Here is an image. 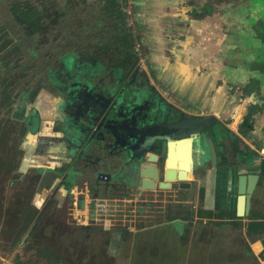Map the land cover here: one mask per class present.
I'll use <instances>...</instances> for the list:
<instances>
[{
  "label": "rangeland",
  "instance_id": "rangeland-1",
  "mask_svg": "<svg viewBox=\"0 0 264 264\" xmlns=\"http://www.w3.org/2000/svg\"><path fill=\"white\" fill-rule=\"evenodd\" d=\"M245 2L229 0L228 5L244 15L261 12L260 8L255 11L254 5L248 8ZM128 3L123 0H0V264H89L93 254L105 255L113 232H121L116 257L107 256V261L97 257L102 260L100 264H158L154 260L158 254L154 245L141 250L144 247L124 241L125 225L133 220L135 229L152 226L180 216L181 207L176 210L155 206L139 208L142 197L138 194L122 190L112 179H98L97 164L105 161L106 153L102 150L106 145L96 138L88 144L86 121L79 118L74 123L70 119L61 121L59 126L53 114L57 106L62 110L69 108L83 86L113 101L120 100L132 119L141 110L145 123L154 111L172 106L166 100H173L172 96L156 82L148 65L139 64L146 54L142 44L143 27L138 26L134 16L135 6ZM255 17L244 18L239 28L244 29L241 36L250 34L242 40L241 49L256 52L257 63L264 62V47H260L256 36L261 30L258 19L264 31V18L262 13L257 21ZM131 102L139 104L138 107ZM49 113L51 116L46 119L44 116ZM87 117L92 120L90 129L93 130L100 118ZM44 141L52 144L49 152L42 151ZM60 142L66 143L65 152L55 150ZM72 145L77 146L75 153L71 152ZM64 155L66 159L70 157L66 164L61 161ZM77 168L92 174L86 187L81 176L71 172ZM54 170L56 174H50ZM62 186L69 191L67 195L59 202L57 194L46 205L45 201L54 197ZM156 194L147 192L144 200H154L158 198ZM161 197L164 198L163 193ZM121 204L131 206L126 208ZM106 205L112 206L106 208ZM140 209L143 210L138 212ZM132 210L136 211L132 213ZM33 222H39V227L30 235V243L27 247L20 245L25 234L27 241ZM65 227L66 234L68 231L80 234L65 241L62 239ZM79 227L86 229L82 233ZM198 234L199 231L195 236ZM245 243L242 244L244 254L248 248ZM74 249L84 251L87 256L83 261L76 259L78 256L71 252ZM129 254L135 258L132 263L128 260ZM202 255L191 257L189 264H199L203 261ZM142 256L146 258L143 263ZM242 257L247 258L248 264L257 263L249 252Z\"/></svg>",
  "mask_w": 264,
  "mask_h": 264
},
{
  "label": "crops",
  "instance_id": "crops-1",
  "mask_svg": "<svg viewBox=\"0 0 264 264\" xmlns=\"http://www.w3.org/2000/svg\"><path fill=\"white\" fill-rule=\"evenodd\" d=\"M228 1L123 0V3L129 2L128 4L135 6L134 16L139 23L138 26L143 27L144 42L142 44L145 45L146 54L139 64L148 65L153 76L155 75L156 82L161 83L162 88L172 96L174 101L166 98L172 106L186 112L198 113L203 112L198 108H205L208 112L215 114L216 110L209 101L219 100L220 104L227 102L229 91H227L225 81L248 86L249 89L244 91L251 99L260 104L255 112L245 114L235 126H232L235 109L227 110L224 113V117L229 121L227 126L237 134L242 157L241 163L232 174L229 175L225 171L222 175L212 174L204 179L195 177L193 171L190 173L189 180H193V188H197L201 183H206L209 188L205 195V203L209 208L202 213L193 215L194 217L189 218L185 223L186 226L182 228L183 230L188 223L197 219L202 221L199 234L193 235L190 239L186 264H189L191 257L195 256L197 248L202 244L200 238L203 236L207 224H213V221L220 217L219 211L226 199L231 205L234 203L233 193L237 185V176L250 173L257 174L258 181L250 198L249 214L245 217H237L233 225L227 228L223 248L218 252L217 264H233L237 260L241 264H248L247 258L242 257V255H248V252L256 257V264H264V62L256 63L254 57L256 52L251 49L247 51L241 49L244 46L241 44L242 40L250 37V34L248 37L247 34L241 36L244 29L242 28L240 31L239 28L242 20L246 17L253 20L252 16H256L257 21L258 15L262 13L264 18V0H247L244 3L248 8L250 5H254L255 11L260 8L261 12L258 11L256 15L255 12L253 14L249 12L246 15L236 12V7H232V5L230 7ZM249 1L252 3L250 4ZM238 3H234V6ZM258 27L261 28L258 33L255 32L258 36V44L262 45L260 47H264L263 25L259 19ZM214 77H224L225 81L224 85L218 88V95L211 97V100L210 90L213 87ZM244 77L256 79L259 82L246 83ZM252 87H255V91L259 93L254 95ZM245 116L250 119L244 120ZM247 150L252 153V156L250 155L252 159L246 158L249 155ZM227 184L230 189H233L232 192L226 191ZM65 190V192H69L67 189ZM232 208L230 207V209ZM230 215L228 216L230 217ZM145 216L146 218L151 217ZM239 220L241 225L236 230ZM167 223H169L168 220H165L156 225L158 233L155 236L145 235L144 239L139 242L129 243L144 247L139 248L141 250H146L147 246L154 245L158 251L154 260L158 264H165V262L179 264L186 230H184L183 241L182 239L172 241L174 238L172 235H168L172 230L170 229V232L167 233ZM245 223L249 225L245 226ZM35 225L36 222H33L30 227L31 231ZM79 228L83 231L86 227ZM146 228V231L151 232L149 227ZM243 243L248 247L245 254L243 253ZM24 244L25 240L22 245L24 246ZM194 246L196 247L194 248ZM118 247V239L115 241L108 239L105 255L89 254L94 256V258H90L89 264H100L102 260L97 257L115 258ZM68 250H71V247ZM71 252L78 256L76 259L79 261H83V257L87 256L84 251L79 252L77 249ZM220 254L223 257H220ZM143 256L142 263L146 261ZM134 259L133 255L129 254V262L132 263ZM236 263L239 264V262Z\"/></svg>",
  "mask_w": 264,
  "mask_h": 264
},
{
  "label": "flooded vegetation",
  "instance_id": "flooded-vegetation-1",
  "mask_svg": "<svg viewBox=\"0 0 264 264\" xmlns=\"http://www.w3.org/2000/svg\"><path fill=\"white\" fill-rule=\"evenodd\" d=\"M251 68H253V66H251ZM213 79V87L210 90L211 100L213 97L218 95V88L222 87L225 81L224 77H214ZM244 79H246V83H257L258 81L256 79L247 77H244ZM225 85H227V91H229V98L227 102L220 104L221 102H219V100L209 101V103L212 104L213 108L216 110L215 114L208 112L205 108H198L199 111H203L201 113H198L186 112L180 108L171 106L170 108L161 111H154L153 116L149 120H147V122L151 123L148 125L144 122V118L142 117L143 115H140L141 110H138L137 113H139V115L135 113L137 114V116L135 115V117L132 119V115H130V117L128 116L127 109L124 104H121L120 100L113 101L106 96H101L98 92L95 94L94 91H89L90 89L88 90L87 86H83L77 92V95L76 97H74L69 108L62 110L59 106H57L53 114L55 113L54 119H56L59 126L61 125V121L69 122L70 119H72L74 123L77 122L79 118L83 121H86V130L89 132L87 134L89 135L88 144L93 141V138H96L97 140H100L103 145H106L105 150H107V152L105 150H102L103 153H106V158H104L105 161L103 164H101L102 166L99 163L97 164V173H109L110 178L107 180L110 181L112 179L113 182L124 188L122 190H125L126 192H133L142 197L143 199L140 198L139 201V208L155 206L159 208L166 207L167 209L176 210L181 207L180 210L183 213L180 214V216L176 215L173 217H169V219L167 218L169 222L167 223V233H169L171 229V234L168 235H172V237L174 238V240L172 241H178L181 238L183 241L185 231L184 229L182 230V228L186 225L185 223L189 219V217H194L193 215L202 213L204 212V210H208L209 208L205 203V195L208 188L206 183H201L197 186V188H193V180H189L190 173L193 171L195 177L198 176L205 179L212 174L222 175L225 173V171L230 175L233 171L236 170L238 164L242 161L241 153L239 150V140L237 134L227 126L229 124V121H227V119L224 117V113L227 110L235 109V114L232 120V126H235L241 121L246 111L252 107V104L258 103L256 100L251 99L249 95H246L248 93L244 90L249 89L248 86H241L238 85V83H234L231 81H225ZM253 93L255 95L259 92H256L254 89ZM53 103L54 100H52V104ZM131 103L133 105H136L137 107L139 105L135 102ZM104 106H107L106 111L102 112ZM87 111H89L88 115ZM50 114L51 113L45 114L44 117L46 119H49L51 116ZM38 116H41L40 112L38 113ZM87 116H91V119L100 118L97 120V122H95L96 124L93 130L90 129L92 127V120H90ZM185 116H190L191 119H187ZM249 119V117H244V120ZM138 121H141V123L137 124ZM202 122L205 123L204 126H200ZM46 123L48 124V121ZM158 124L167 126L177 125L179 129H182L183 131H189V134H193L192 132L197 130L199 126L201 128L200 131H203V134L201 136H191L192 142L189 146L185 143H176L172 146L171 154L173 153V157L171 158V160L172 162H176V165L171 166L170 169H174L175 172L183 169L182 165L186 160L187 155L190 154V166L188 169H186V171H188V178L185 182L189 184L187 188H180L179 181L177 180L170 181L169 188H159L158 185H156L155 189H147L142 187L141 185L142 178L153 181L156 184L158 181L164 180V174L166 170L167 141L161 139L160 132L158 131L157 127H155ZM88 125L90 127H88ZM105 136L107 137L106 139L103 138ZM206 137H209L212 141L214 162H212L211 151L208 142L206 141ZM147 139H150V144L153 145L152 151L157 155V159L155 162L148 161V157L150 156L149 153L144 154L142 141H147ZM65 142H60L59 144H57L55 150H58V152L61 153L63 151L65 152L67 150V145ZM43 143L45 146L44 148H42V151L49 152L52 144H49L48 141H44ZM76 147L77 146L72 145V153H75V151H77ZM87 147L88 145H86V148ZM247 153L249 155L246 158L252 159V153L249 150H247ZM45 157H47V154H45ZM68 159H70V157L67 156L66 159L65 155L61 157V161L63 164H66V162H68ZM74 159L75 158H73V160ZM140 162H143L144 164H142V166L140 167H137L136 172L132 174L131 167L136 164L139 165ZM73 164H75V162H73ZM55 168L56 167H53V169ZM119 168H121V170ZM55 170L51 171L50 174L55 175ZM155 170L158 174H156ZM71 172H73L75 175H79V177L81 176V179L83 180V186L86 187L88 185V182L90 183L92 174L86 169L84 170L77 168L75 170L72 169ZM241 175L243 174H239L237 176V185L235 187V192L233 193L234 203L231 205L226 199L225 203L219 211L221 213L220 217L217 220H214L213 224H207L203 236H201L200 238L202 240V244H200L197 248L195 256L197 257L203 254L202 256L204 258L203 261L201 260L202 262H199V264H216V262H218V252L223 248L225 241L224 238L227 232L226 230L228 227H230V225H233L234 221L238 217L236 215L237 200L239 196L238 179ZM46 177L47 176L45 173V178ZM64 177L66 178L67 176ZM40 178L42 179V177ZM93 181L95 180L93 179ZM62 184L63 183H60V185ZM229 190L230 192H232L233 189H230L229 184H227L226 191L228 192ZM65 191V188L62 186L54 193V197H52L53 199L50 198L48 199V201L46 200L45 203H51L52 200L56 199L57 194L59 195L58 200L60 202V200L65 197V195H67V192ZM98 191H100L99 188L97 189V194ZM147 192L157 193L156 195H158V198L149 201L144 200L146 199ZM160 193H163L164 198H160ZM34 201L36 202L35 206H38V200L35 199ZM50 203H47L46 205H49ZM125 203L130 202L128 200H125ZM118 205L119 204H117V206ZM121 205L126 208H129L131 206L126 204ZM108 206L111 207L112 205ZM229 206L233 208L230 209ZM141 210L143 209L138 210V212H140ZM133 211L135 212L136 210H132V213ZM132 215L134 216V214ZM228 215H230V217ZM132 223H134V221L129 220L128 224L125 225L126 229L123 233L124 241L139 242L140 240L144 239L145 235L150 237L155 236L158 233V227L156 226L158 224L147 226L149 227V230H151V232H148L146 231V227L135 229L136 225ZM238 223L239 225H241L240 220L237 221V224ZM248 225L249 224L245 223V226ZM57 227V225L53 226V228ZM201 227L202 221L199 219L187 224L185 242L182 248L179 264H186L190 239L200 230ZM237 228L239 227L236 226V230ZM66 230L67 229L65 227L62 233V239L65 241L68 237H71V239L73 240L78 237V234H80L79 231H68V233L66 234ZM79 230L82 231L80 228ZM120 234L121 232H113L109 239L115 241L119 239ZM195 247L196 246H194V248ZM201 251L202 254L200 253ZM236 262H239V264H241L239 260H237ZM236 262H234L233 264H237Z\"/></svg>",
  "mask_w": 264,
  "mask_h": 264
},
{
  "label": "water",
  "instance_id": "water-1",
  "mask_svg": "<svg viewBox=\"0 0 264 264\" xmlns=\"http://www.w3.org/2000/svg\"><path fill=\"white\" fill-rule=\"evenodd\" d=\"M248 95V94H246ZM246 97V96H245ZM241 103V102H240ZM260 106L259 103H257L256 106H252L249 110L246 111L247 113H253L257 110V108ZM187 119H191L190 116H185ZM148 125L151 124L150 122H146ZM205 123L202 122L200 126H204ZM198 127L197 130L192 132L193 134H189V131H183L182 129H179L177 125H163L158 124L155 127H157L158 131L160 132V137L162 140H166V170L164 174V180L158 181L157 184L153 181L147 180L145 178H142L141 185L144 188L147 189H155L156 185H158L159 188H169L170 187V181H179V187L180 188H187L189 184L186 181V169L189 168L190 164L189 161L191 160L190 154L187 155L186 160L184 161L182 167V170H179L178 172H175L174 169H170L171 166H175L176 162H172L171 158L173 157L172 152V146L176 143H185L188 144V146L192 142V135H198L201 136L203 131H200L201 128ZM169 129V130H168ZM178 138V139H177ZM206 141L208 142V145L210 147L211 151V158L212 162H214V152L212 148V141L209 137H206ZM143 142V151L144 154L149 153L148 161L155 162L157 159V155L152 151L153 145L150 144V139H147V141ZM142 163L133 165L131 167L132 174L136 172V168L142 166ZM180 166V165H179ZM156 172V170H155ZM177 173V174H176ZM156 174H158L156 172ZM99 179H109L110 174L109 173H99L98 174ZM238 200H237V212L236 215L238 217H245L249 214V205H250V198L254 191V188L258 181V175L254 173L250 174H243L239 176L238 179ZM27 237V234H25L24 238L20 241V245L24 243V239Z\"/></svg>",
  "mask_w": 264,
  "mask_h": 264
},
{
  "label": "trees",
  "instance_id": "trees-1",
  "mask_svg": "<svg viewBox=\"0 0 264 264\" xmlns=\"http://www.w3.org/2000/svg\"><path fill=\"white\" fill-rule=\"evenodd\" d=\"M36 227H39V222H36L35 227H34V228L32 229V231L29 233V236H28V238H27V241H25V244H24V246L26 245L25 247H27L28 243H30V235H33V232H34L33 230H35ZM85 229H86V228H85Z\"/></svg>",
  "mask_w": 264,
  "mask_h": 264
},
{
  "label": "built area",
  "instance_id": "built-area-1",
  "mask_svg": "<svg viewBox=\"0 0 264 264\" xmlns=\"http://www.w3.org/2000/svg\"><path fill=\"white\" fill-rule=\"evenodd\" d=\"M127 13H130V10H127ZM99 206L101 207V210H103V205H102V204H100ZM106 208H109V206H108V205H106Z\"/></svg>",
  "mask_w": 264,
  "mask_h": 264
},
{
  "label": "bare ground",
  "instance_id": "bare-ground-1",
  "mask_svg": "<svg viewBox=\"0 0 264 264\" xmlns=\"http://www.w3.org/2000/svg\"><path fill=\"white\" fill-rule=\"evenodd\" d=\"M257 104L256 103H254V104H252V106H256ZM186 173H187V175H186V179L188 178V171H186Z\"/></svg>",
  "mask_w": 264,
  "mask_h": 264
}]
</instances>
